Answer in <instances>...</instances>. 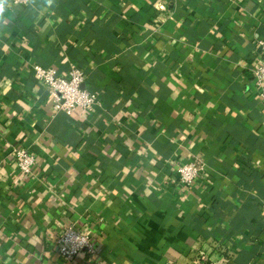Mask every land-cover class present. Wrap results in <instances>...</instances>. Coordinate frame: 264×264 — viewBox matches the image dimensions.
Here are the masks:
<instances>
[{"label": "crops", "instance_id": "1", "mask_svg": "<svg viewBox=\"0 0 264 264\" xmlns=\"http://www.w3.org/2000/svg\"><path fill=\"white\" fill-rule=\"evenodd\" d=\"M262 45L264 0H8L0 264H264ZM34 64L80 68L98 103L55 111ZM193 158L205 172L183 188ZM67 226L92 254L62 258Z\"/></svg>", "mask_w": 264, "mask_h": 264}, {"label": "built area", "instance_id": "2", "mask_svg": "<svg viewBox=\"0 0 264 264\" xmlns=\"http://www.w3.org/2000/svg\"><path fill=\"white\" fill-rule=\"evenodd\" d=\"M13 4L27 6L31 0H11ZM36 76L44 84L47 95L55 111L67 115L73 111L92 110L99 101V95L83 86L85 73L77 67H72L66 74H59L52 67L33 65ZM253 84L264 99V45L261 46L259 63L252 70ZM15 158L20 176L29 175L35 163V155L23 148H14ZM205 163L199 158H193L181 163L176 169L179 184L183 188L190 187L204 175ZM264 222V213H263ZM57 251L65 260L72 261L83 252L93 253L91 238L73 226L63 228L56 239Z\"/></svg>", "mask_w": 264, "mask_h": 264}, {"label": "clouds", "instance_id": "3", "mask_svg": "<svg viewBox=\"0 0 264 264\" xmlns=\"http://www.w3.org/2000/svg\"><path fill=\"white\" fill-rule=\"evenodd\" d=\"M7 5L8 0H0V23H3L4 13Z\"/></svg>", "mask_w": 264, "mask_h": 264}]
</instances>
